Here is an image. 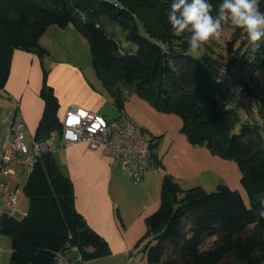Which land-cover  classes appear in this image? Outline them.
Returning <instances> with one entry per match:
<instances>
[{"label": "trees", "instance_id": "trees-1", "mask_svg": "<svg viewBox=\"0 0 264 264\" xmlns=\"http://www.w3.org/2000/svg\"><path fill=\"white\" fill-rule=\"evenodd\" d=\"M171 3L0 0V90L15 50L34 52L44 62L49 51L39 40L46 29L72 25L86 39L94 72L119 119L126 93H135L157 111L179 117L180 132L190 145L233 160L241 173L248 204L226 185L211 192L200 186L184 190L173 176L164 174L159 205L144 219L147 264H264V134L252 120H244L234 131L239 103L225 84L200 66L199 59L207 56L191 55L189 34H174L167 19ZM210 3L216 15L220 0ZM234 29L228 50L242 38L235 55L244 50L243 65L251 71L264 65V43L253 53L242 30ZM47 75L43 67L44 109L33 138L36 142H46L54 133L60 140L62 135L59 104L46 84ZM258 111L264 121V111ZM158 138L149 139L154 167H159L154 151ZM23 192L28 199L24 217L16 219L6 211L0 215V233L10 240L7 264H52L55 251L71 264H79L77 255L83 264L111 254L107 241L76 211L72 183L50 148L28 173Z\"/></svg>", "mask_w": 264, "mask_h": 264}, {"label": "crops", "instance_id": "crops-1", "mask_svg": "<svg viewBox=\"0 0 264 264\" xmlns=\"http://www.w3.org/2000/svg\"><path fill=\"white\" fill-rule=\"evenodd\" d=\"M46 34L51 35L52 39L50 45L43 42L44 46L41 40ZM65 36L74 37L85 45L87 43L72 25L63 28L50 26L39 40L40 45L46 47L50 54L44 62L34 52H13L7 81L0 90V156L12 155L11 126L15 120L24 124V143L31 148L44 109V101L40 96L43 67L48 70L46 84L52 88L59 104L58 118L69 107L75 106L83 111L96 112L112 126L121 122L118 118L117 123H114L107 117V114L112 117L113 111H117L110 94L95 72L91 74L93 78L87 75V67L82 65L79 55L70 46L72 41L65 39ZM108 104L112 105L111 113L105 111ZM121 119L134 123L147 138L159 136L154 142L159 167H149L137 183L119 167L117 161L105 155L101 149H91L83 142L61 146L59 141L50 146L51 150L54 149L52 152L57 165L72 183L76 211L90 228L109 241L113 250L115 242L117 248L126 252L129 245L124 239L125 234L132 229L131 225L136 224L135 230L139 229L145 217L156 210L164 174L173 176L184 190L200 186L211 192L220 184L226 185L238 191L248 204L247 194L240 184L241 173L237 164L212 154L203 146L190 145L180 132L179 117L157 111L135 93H126ZM25 173L28 172L20 169L13 175L2 176L6 185L17 190L18 211L24 215L28 209V199L23 188L21 192L18 186L25 184L28 177V174L24 177ZM21 193L24 196H20ZM2 239L5 238L0 235V264H7L11 252L10 243ZM98 261L100 259L83 264H99Z\"/></svg>", "mask_w": 264, "mask_h": 264}, {"label": "built area", "instance_id": "built-area-1", "mask_svg": "<svg viewBox=\"0 0 264 264\" xmlns=\"http://www.w3.org/2000/svg\"><path fill=\"white\" fill-rule=\"evenodd\" d=\"M243 54L244 50L238 54L237 58L227 63H218L211 58H200L199 64L217 81L226 85L237 102L251 115L252 121L261 126L262 134H264V121L261 120L257 108L250 101L241 83L240 71L243 66ZM58 119L62 129L59 140L61 146L83 142L91 149H101L105 155L117 161L119 167L128 172L135 183L141 181L147 169L153 166V150L149 139L139 127L127 119H120L119 124L112 126L96 112L83 111L75 106L69 107ZM11 134L13 135L12 155L0 156V200L9 215L18 211V192L6 185L2 181V176L13 175L20 169L29 173L54 141V137L46 142L32 140L29 149L24 143V124L20 120L13 122ZM72 250L76 251V248L73 247ZM76 261L81 263L80 255H77ZM52 264L71 263L62 254V259H54Z\"/></svg>", "mask_w": 264, "mask_h": 264}, {"label": "rangeland", "instance_id": "rangeland-1", "mask_svg": "<svg viewBox=\"0 0 264 264\" xmlns=\"http://www.w3.org/2000/svg\"><path fill=\"white\" fill-rule=\"evenodd\" d=\"M262 2H264V0L260 1V3H262ZM262 9H264V5H262ZM234 33H235V29L233 27L225 25L222 37L219 41H212L208 44L203 45L197 52H195V53L190 52V53L194 57H200V56L205 55V56H207V58H211L213 60H216L218 63L231 62L232 60L237 58L238 54L235 55V53H236L237 49L240 46H242V44H243L242 38L238 39V41L235 44H233L232 51L230 52L228 50V43L233 39ZM241 33H242V31H241ZM51 39H52L51 35H49V34L44 35V37H42V40H41L42 45H44L43 42H45L47 45H50ZM65 39H70L72 41L70 46H71L73 52L76 55H79L78 58H80L82 60V62H81L82 65L84 67H87L86 70L88 69L87 75L90 78H93V76L91 74L92 73L94 74V69H93L92 64H91V57H90L88 43H86V45H85V43H81L78 40H76L74 37H71V36H65ZM129 45L133 46L132 44H129ZM51 49H53V48H51ZM56 49L57 48H55L54 50L58 55L59 52ZM242 51L243 50H241L240 52H242ZM49 57H50V54H49ZM240 79L243 81L242 85H244V84L246 85V90H245V88H244V90L246 91V94L248 95L250 101L253 102V104L255 105L257 110L261 108L262 111H264V65L258 67L254 71H251L249 69V66L243 65L242 69L240 71ZM94 83L96 84L95 78H94ZM111 106H112L111 104H108L105 107V109H106L105 111H108V112L112 111L113 108ZM235 108H236L238 115H239V121L237 122V124L234 128V131L236 132L238 130V128L240 127V125L244 122V120H252V117L250 114L247 113L246 109L242 105L237 104L235 106ZM258 113H259V111H258ZM262 113H264V112H261V114ZM107 115H108L107 117H109V119H111V121H114V123H117L118 116H119L117 111H113L112 117H110V114H107ZM260 118L262 120V117H260ZM53 137H54V141H53L54 144L59 142L57 134L54 133ZM148 139H151V138L148 137ZM52 150L54 151V149H52ZM27 174L28 173H25L24 177H27ZM23 186H24L23 183H21L18 186L19 190L21 192H22ZM20 196H24V195H22V193H21ZM5 210H6V208L4 207L3 203L0 201V214L2 211H5ZM136 216H137V214L133 215L134 218H136ZM13 217L16 219H22L24 217V214L21 211H16L13 214ZM131 226H132V229L128 233L125 234V239H124L125 242L129 245L128 250L125 252V251L117 248L115 246L116 245L115 242H113L114 243V250H113L109 241L106 240L109 247H110L111 254L106 256V257L101 258L100 261H98V262H100L99 264H147L145 256H144V252H143L144 246L147 243V240H144L145 223L141 224V227L139 229H136V230H135V228L137 227L136 224H133ZM0 235L2 236V238H5L2 240H8L10 243V240L7 236L2 235L1 233H0ZM0 249H1V246H0ZM160 264H163V263H160Z\"/></svg>", "mask_w": 264, "mask_h": 264}, {"label": "clouds", "instance_id": "clouds-1", "mask_svg": "<svg viewBox=\"0 0 264 264\" xmlns=\"http://www.w3.org/2000/svg\"><path fill=\"white\" fill-rule=\"evenodd\" d=\"M167 19L176 36L189 34L187 44L193 53L205 44L219 41L225 25L242 30L253 53L264 43V11L260 10V0H220L216 15L210 0H172ZM53 255L56 260L62 259L60 251Z\"/></svg>", "mask_w": 264, "mask_h": 264}]
</instances>
